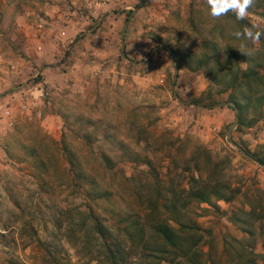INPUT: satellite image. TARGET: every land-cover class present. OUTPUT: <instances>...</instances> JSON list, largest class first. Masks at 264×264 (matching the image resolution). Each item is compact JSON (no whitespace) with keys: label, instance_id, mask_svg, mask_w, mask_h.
Here are the masks:
<instances>
[{"label":"rangeland","instance_id":"1","mask_svg":"<svg viewBox=\"0 0 264 264\" xmlns=\"http://www.w3.org/2000/svg\"><path fill=\"white\" fill-rule=\"evenodd\" d=\"M262 5L255 0L245 19L257 31ZM238 30L228 14L212 19L204 0H0V264H99L64 148L87 189L111 194L91 205L128 247L124 229L147 225L150 199L193 189L199 157L207 185L219 182L234 197L209 205L184 196L186 207H162L163 217L213 233L204 259L234 264L245 248L264 264V165L246 153L264 156V105L246 111L230 138L235 108L216 106L229 92L219 93L211 69L180 61L182 53L194 65L204 54L226 60L242 42ZM259 45L248 42L255 57ZM127 264L156 261L133 252Z\"/></svg>","mask_w":264,"mask_h":264},{"label":"trees","instance_id":"2","mask_svg":"<svg viewBox=\"0 0 264 264\" xmlns=\"http://www.w3.org/2000/svg\"><path fill=\"white\" fill-rule=\"evenodd\" d=\"M261 7L263 8L261 15L264 17V5ZM132 13L130 12L129 17ZM228 15L234 18L240 31L245 27H252L245 19L237 20L231 12ZM259 44L260 48L257 50L256 57L254 54L245 56L239 50L231 47L228 48V57L224 61L217 57L220 53H216V56L204 54L195 61V65L192 56L182 53L180 54V61L192 71L211 69L212 82L222 85L219 93L229 92L230 96L227 102H234L237 105L240 111V119L243 120V116L250 108L257 109L264 105V36H261ZM213 64L219 65L216 72L212 70ZM214 67L216 68V66ZM211 95L210 93V98L207 99L211 101L210 105H214L215 101ZM205 100L206 98H202L200 102H205ZM87 137L90 138V136ZM63 151L68 161L66 171L70 172L72 176L73 184L71 186H74L75 193L85 198L83 208L79 209L80 214L83 215L81 227L86 230L88 237L91 234L89 237L90 250L99 264H127L133 252L142 253L146 258L151 257L156 261V264H217L210 257L204 259L205 248L213 241L212 232L205 234L197 225H189L180 222L178 219L171 221L166 217L164 218L161 211V208L164 207L170 210L172 214L179 212L181 207L185 208L188 202L183 203L184 196L189 200H195L198 204L209 205H212V199L230 201L234 197V191L230 192L232 196H227L219 182L211 186L207 185L198 155L191 169L192 175L188 178L189 185L192 184L193 189L188 191L183 188L171 190L172 198L166 199L164 203L159 197L150 199L147 203V210L149 211L147 225L134 222L124 229V235L131 244L128 247L127 242L125 243L120 237L123 230H119L120 233L117 235L106 227L99 216H96L91 205L93 203L97 207L99 200H110L111 194L99 190L98 186L93 183H91V189H87L80 182L84 173L78 158L67 148H64ZM246 153L264 165V156L253 154L248 150ZM100 157L107 169L113 170L111 158L107 154ZM197 174H200L198 178L195 176ZM157 192L160 193L159 188ZM148 230H151L150 234H148ZM233 258L234 264H257V260H260L262 256L243 248L236 249Z\"/></svg>","mask_w":264,"mask_h":264},{"label":"clouds","instance_id":"3","mask_svg":"<svg viewBox=\"0 0 264 264\" xmlns=\"http://www.w3.org/2000/svg\"><path fill=\"white\" fill-rule=\"evenodd\" d=\"M204 2L208 15L214 20L226 16L229 12L233 13L237 20H244L249 16V9L255 4V0H204ZM258 27V24H254L252 27H245L242 31L232 33L236 39L242 41L238 50L245 56H251L256 51L255 47H248V42L255 45L261 36H264V31L254 30Z\"/></svg>","mask_w":264,"mask_h":264},{"label":"water","instance_id":"4","mask_svg":"<svg viewBox=\"0 0 264 264\" xmlns=\"http://www.w3.org/2000/svg\"><path fill=\"white\" fill-rule=\"evenodd\" d=\"M136 10H137V9H136ZM136 10H135L132 14H134V13L136 12ZM126 29H127V25H126L125 31H126ZM125 31H124V33H123V37H122V52H123V55H124V56H127V55H126V43H125V37H124ZM162 47H163V45H162ZM130 61H131V60H130ZM131 62H132V61H131ZM177 77H178V75H176L175 80H174V83H173L174 88L176 87ZM175 96H176L181 102H183L184 104H189V105H193V106H200V105H198V104L190 103V102H187V101L183 100L182 98H180V97L178 96V93H177L176 91H175ZM224 105H226V106H231V107L235 108V111H236V121H235V123L232 125V127H231V129H230V133H229V136H230V138H231V137H232V129H233L234 127H236L237 124H238L239 121H240V112H239V109L237 108V106H236V104H235L234 102H220V103H218L216 106H224ZM232 144H234V142H232ZM234 145H236V144H234ZM236 146H237V145H236ZM237 148H238L239 150L242 151V149H241L239 146H237ZM244 154H246V153L244 152Z\"/></svg>","mask_w":264,"mask_h":264}]
</instances>
